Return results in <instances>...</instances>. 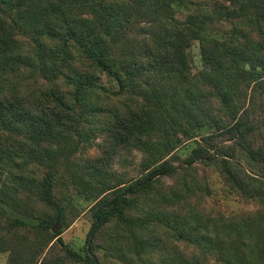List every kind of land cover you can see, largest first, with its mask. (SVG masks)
I'll list each match as a JSON object with an SVG mask.
<instances>
[{"label": "trees", "instance_id": "obj_1", "mask_svg": "<svg viewBox=\"0 0 264 264\" xmlns=\"http://www.w3.org/2000/svg\"><path fill=\"white\" fill-rule=\"evenodd\" d=\"M263 49L264 0H0V174L52 209L33 222L0 189V213L40 235L0 227L2 247L22 236L9 264H264ZM133 151L139 174L109 176ZM61 162L93 195L81 249L50 231L68 223ZM213 171L244 203L234 214L213 210Z\"/></svg>", "mask_w": 264, "mask_h": 264}, {"label": "rangeland", "instance_id": "obj_2", "mask_svg": "<svg viewBox=\"0 0 264 264\" xmlns=\"http://www.w3.org/2000/svg\"><path fill=\"white\" fill-rule=\"evenodd\" d=\"M179 16L183 18L182 14H180ZM188 49L191 57L190 62L193 71L202 68L203 65L201 63L200 47L198 41H193L192 44L188 47ZM262 53H264V49L262 50ZM101 78L104 84L108 86L116 87L115 82L110 80L106 75H102ZM239 85H240V91H243L245 88L246 100L248 102L250 97L249 95L252 92V90H250L251 87L248 86L246 87V84L244 82H241ZM206 131H207V127H205L202 130V132H206ZM196 138H199V136H196ZM95 142H99V137H94V141L92 143L93 145L91 144L87 149L84 150L81 149L82 154L89 152L91 153L96 152L97 148L99 147V143L95 145ZM140 158H141L140 152L133 151L131 154H128L127 156L121 159L118 160L115 159L108 170L110 172L109 176H111V171L114 170L122 174L125 180L135 177L136 175L139 174L138 163L140 161ZM178 162L180 161H176V163ZM242 162L243 164L246 165L247 168L253 170L251 171L252 174L260 177V175L256 173L261 169V164L259 161H255L251 159L249 156L243 155ZM36 164L37 161H30L28 163V167H29L28 171L32 173L36 171L38 169ZM41 170L44 171L43 166H41ZM64 171H65V166L61 162L57 167V176L59 178L57 180L58 183L56 186L53 184L52 193L56 192L55 193L56 195H58L59 193L63 194V197L59 199H60V203L61 204L63 203V208L68 214V223L62 224L59 219L55 218L53 225L55 224L56 220H59L60 227L57 230L62 229L60 235L65 241V243L70 245L72 248L81 249L85 241L86 232L91 222V213L89 210V206L93 201V197H92L93 195L92 196L88 195L89 194L88 191L82 186L72 183L67 184L63 182L62 173ZM6 174L7 171H2V173L0 174V189L3 188L7 192L15 194L14 197L19 199L18 201L20 203H18V206L22 210V212L17 210L18 212L16 211V213L18 215L22 213L27 219H30L33 222L38 221V219L39 218L41 219V217L51 216L52 209L44 200H42V198L39 196V194L37 193L34 187L30 186L28 188H21L17 184L12 182L14 180V177H7ZM27 175L34 177V174L31 173H28ZM166 179L170 181V178L166 177ZM209 179L211 180V186L213 187L214 190H216L215 195L211 198L213 199V203L215 205V209H213L215 213H217V209L220 208L226 214H234V212L239 211L244 206V203L241 202L237 194L229 191V189L227 188V184L223 182V180L216 171L209 173ZM17 194L18 195L21 194L19 195L20 198L16 197ZM247 206L249 205H246V207ZM0 227L7 230L9 228H12L14 231H17L20 234L28 233V241H29L28 246H31V239H33L34 241L31 247H35L36 244L40 241L39 239L40 235L38 231L35 232V229L30 228L28 226L26 227L16 226L15 228L12 226L11 217L2 215L1 213H0ZM50 231H52L51 228ZM20 238H22V236H18V235L16 238H13L11 243L9 244L11 246L8 245L2 247V245H0V264H9L10 258H13L21 251L20 250L21 245L20 243H17ZM54 239L55 237L51 239L49 244H51V242ZM24 244H26V241ZM23 249L28 250L26 249V247H23ZM46 251H47V246L46 248H44L43 253L40 254L43 255ZM217 261L221 263V261L219 260ZM113 262L115 264H130L129 262L122 260L120 257H114ZM214 262H216V259ZM71 263L72 262L64 261V263L62 264H71Z\"/></svg>", "mask_w": 264, "mask_h": 264}, {"label": "water", "instance_id": "obj_3", "mask_svg": "<svg viewBox=\"0 0 264 264\" xmlns=\"http://www.w3.org/2000/svg\"><path fill=\"white\" fill-rule=\"evenodd\" d=\"M60 227L59 220H56L55 224L52 226V231H56Z\"/></svg>", "mask_w": 264, "mask_h": 264}]
</instances>
